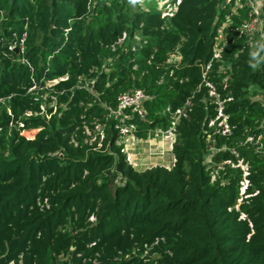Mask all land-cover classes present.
I'll return each mask as SVG.
<instances>
[{
    "label": "trees",
    "instance_id": "trees-1",
    "mask_svg": "<svg viewBox=\"0 0 264 264\" xmlns=\"http://www.w3.org/2000/svg\"><path fill=\"white\" fill-rule=\"evenodd\" d=\"M248 2L173 0L163 17L139 0H0V264H264ZM130 89L150 96L140 139L178 119L171 169L139 172L117 145L109 108Z\"/></svg>",
    "mask_w": 264,
    "mask_h": 264
},
{
    "label": "built area",
    "instance_id": "built-area-1",
    "mask_svg": "<svg viewBox=\"0 0 264 264\" xmlns=\"http://www.w3.org/2000/svg\"><path fill=\"white\" fill-rule=\"evenodd\" d=\"M173 0L171 2H168L165 10H163V17L166 16H172L174 12L177 9V4L180 3V0H177V4L173 5ZM249 6L252 8L251 11V19L249 21H246L240 31V36H246L248 39H250L252 33H254V30L259 28V32L256 34L261 44L264 43V13L262 11V8L259 9L253 1L249 0L248 2ZM260 26L261 29H260ZM23 46V44H22ZM13 49H16L14 47ZM214 95V94H212ZM150 100V96L142 89H130L126 92H124L118 100V105L116 108L112 109L109 108L108 113V119H112L114 123V128L118 131V139H117V145L120 147H123V152L127 156V160L130 165L135 167L136 163L131 162L132 158L130 153L126 152L128 149V146L130 144H146L148 146V153L149 157H156V158H163L167 154H173L174 145L176 143V126H177V120L175 119L172 122V126L168 130H156V131H150L147 139H140L137 136V131L139 129V122L146 121L148 112L146 110V103ZM179 114H182L180 111ZM222 118L221 122L219 123L218 127L216 128L214 133H223L227 134L230 131L229 125L227 123V117L224 116L222 107L220 105L219 109V116L217 118ZM215 122H212L211 125L213 126ZM105 125H98L97 131L101 135L100 140L104 138V129ZM158 138V140L162 138L165 140L161 144H157L156 142H153ZM250 141L253 139L250 138ZM259 141H262L264 145V134L260 136ZM158 145V146H157ZM214 145L210 146V150H214ZM166 151V152H165ZM176 160L175 157L172 161V167L174 166ZM159 166V165H158ZM157 167V166H155ZM161 167L171 169L170 167H167L166 165H162ZM136 169V168H135Z\"/></svg>",
    "mask_w": 264,
    "mask_h": 264
},
{
    "label": "rangeland",
    "instance_id": "rangeland-1",
    "mask_svg": "<svg viewBox=\"0 0 264 264\" xmlns=\"http://www.w3.org/2000/svg\"><path fill=\"white\" fill-rule=\"evenodd\" d=\"M141 6L146 7L149 4H157L159 9L165 10L168 2H171L172 0H139ZM254 3V2H253ZM259 9H261L263 7L264 4V0H260V3H254ZM238 5V4H237ZM264 24V23H263ZM262 26H260L261 29ZM259 32V28L256 27V29L254 30V33H252L253 35H251L249 42L253 45V46H260L261 42L259 41L258 37H257V33ZM224 40V36L223 34L220 36V38L218 39V43L219 45L222 43V41ZM222 48L219 46L217 47V56H219L220 52H221ZM49 87L52 85H48ZM39 130H32V131H27L24 132V135L27 138H34L36 136V134L38 133ZM165 140L162 141L161 139L158 140V138H156L155 140H153V142H156L158 145L160 142V144L162 142H164ZM157 145V146H158ZM148 151V146L146 144H130L128 146V149L126 150V152L130 153L131 158L133 163H136L135 167L137 171L142 172L145 171L147 169H151L154 168L155 166H162V165H166L167 167H172V155L171 154H167L165 155L163 158H156V157H149V153ZM166 152V151H165ZM244 169H246V166H243ZM245 188V186H244ZM243 188V189H244Z\"/></svg>",
    "mask_w": 264,
    "mask_h": 264
},
{
    "label": "crops",
    "instance_id": "crops-1",
    "mask_svg": "<svg viewBox=\"0 0 264 264\" xmlns=\"http://www.w3.org/2000/svg\"><path fill=\"white\" fill-rule=\"evenodd\" d=\"M254 3H260V0H252ZM159 144H160V142H158ZM173 159H174V156H172V161H173Z\"/></svg>",
    "mask_w": 264,
    "mask_h": 264
},
{
    "label": "water",
    "instance_id": "water-1",
    "mask_svg": "<svg viewBox=\"0 0 264 264\" xmlns=\"http://www.w3.org/2000/svg\"><path fill=\"white\" fill-rule=\"evenodd\" d=\"M15 51H16L17 53L19 52V50H18L17 48L15 49Z\"/></svg>",
    "mask_w": 264,
    "mask_h": 264
},
{
    "label": "clouds",
    "instance_id": "clouds-1",
    "mask_svg": "<svg viewBox=\"0 0 264 264\" xmlns=\"http://www.w3.org/2000/svg\"><path fill=\"white\" fill-rule=\"evenodd\" d=\"M135 2V0H133V3Z\"/></svg>",
    "mask_w": 264,
    "mask_h": 264
}]
</instances>
